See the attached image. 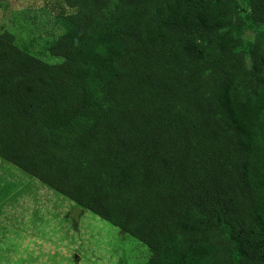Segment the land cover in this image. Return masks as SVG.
<instances>
[{
	"label": "trees",
	"instance_id": "obj_1",
	"mask_svg": "<svg viewBox=\"0 0 264 264\" xmlns=\"http://www.w3.org/2000/svg\"><path fill=\"white\" fill-rule=\"evenodd\" d=\"M61 1L59 64L0 32V161L145 264H264V0Z\"/></svg>",
	"mask_w": 264,
	"mask_h": 264
},
{
	"label": "rangeland",
	"instance_id": "obj_2",
	"mask_svg": "<svg viewBox=\"0 0 264 264\" xmlns=\"http://www.w3.org/2000/svg\"><path fill=\"white\" fill-rule=\"evenodd\" d=\"M70 13L61 0H0V32L30 55L59 64L48 48L64 34L56 17ZM149 257L113 225L0 161V264H145Z\"/></svg>",
	"mask_w": 264,
	"mask_h": 264
}]
</instances>
